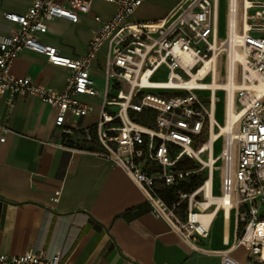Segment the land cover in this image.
<instances>
[{"label": "built area", "instance_id": "obj_1", "mask_svg": "<svg viewBox=\"0 0 264 264\" xmlns=\"http://www.w3.org/2000/svg\"><path fill=\"white\" fill-rule=\"evenodd\" d=\"M95 1L32 0L27 13L6 14L12 26L0 40V95H8L10 103L20 95L39 98L57 111L60 127L69 117L72 125L62 133L70 142L62 148L121 169L141 189L150 214L164 221L194 252L220 256L221 264H240L232 251L245 247L249 253L245 264H264V0H227L228 16L239 19L234 29L245 62L235 98L234 135L226 136L219 159L222 211L228 210L237 225V236L226 251L204 250L200 245L208 240L212 227L203 226L199 219V199L203 194L204 202L207 181L192 193L171 200L164 197L167 188L190 176L183 165L200 161L208 142L205 137L217 127L212 123V100L205 105L202 92L179 89L176 83L191 79L215 54L222 0H181L166 18L148 23L129 22L147 0H103L115 4L117 12L107 22L95 17L100 26L83 58L65 57L39 41V35L47 33L46 22L62 19L78 24ZM104 47L97 79L93 65ZM26 50L69 71L63 92L12 75L13 63ZM96 109L97 119L91 125H76ZM0 264L72 263L60 252L50 259L29 252L0 254Z\"/></svg>", "mask_w": 264, "mask_h": 264}, {"label": "crops", "instance_id": "obj_2", "mask_svg": "<svg viewBox=\"0 0 264 264\" xmlns=\"http://www.w3.org/2000/svg\"><path fill=\"white\" fill-rule=\"evenodd\" d=\"M154 1L147 0L129 22L163 20L181 0L163 2L157 9ZM31 3L0 0V40L12 26L5 15L25 14ZM116 12L115 4L96 0L78 24L46 22L47 33L39 35V41L65 57L83 58L100 26L95 17L107 22ZM101 51L93 65L97 79ZM11 70L13 76L55 92H63L69 78V71L28 50ZM10 101L8 95H0V139H5L0 142V254L32 252L50 259L60 252L72 264H221L220 256L194 252L164 221L155 219L141 189L121 169L93 155L63 149L68 139L62 132L72 125L69 117L60 127L57 111L39 98L20 95ZM97 113L96 109L76 125H91ZM217 219L208 240L200 242L204 250L226 251L237 236L233 216L228 237L222 219ZM232 256L245 264L248 249H236Z\"/></svg>", "mask_w": 264, "mask_h": 264}, {"label": "bare ground", "instance_id": "obj_3", "mask_svg": "<svg viewBox=\"0 0 264 264\" xmlns=\"http://www.w3.org/2000/svg\"><path fill=\"white\" fill-rule=\"evenodd\" d=\"M238 17L228 16L227 23V39L224 42L219 43V19H217V34L215 39L214 50L215 54L198 69L197 72L191 74V79L183 80L181 83H176V87L179 89L189 90V91H200V92H210L212 100V123L217 124V129L219 132L212 130L209 141L206 143L203 149L204 155L209 156V167L210 178L203 189L204 191V202L201 203L199 214L200 222L203 226L207 227L213 225L216 218H221L223 222V228L225 236H229V229L232 225V216L228 210L222 211L223 202L220 197L216 194L214 185V169H215V157L214 149L215 143L224 135L232 134L234 135L235 123L237 121V116L234 113L235 108V98L236 92L240 89V84L238 82V67L243 65L245 62L244 51L240 48L239 40L240 35L235 31L236 24L238 23ZM247 27V25H245ZM227 45V48L222 50L223 47ZM220 46V48H219ZM227 54L229 58L228 65V76L225 82L219 81V55L217 51ZM243 51V53L241 52ZM209 78V81H208ZM218 92L227 93L226 98V114L224 123L221 124L217 118L216 111V96ZM216 129V128H215ZM200 161H202L200 157ZM221 213V215H220Z\"/></svg>", "mask_w": 264, "mask_h": 264}, {"label": "rangeland", "instance_id": "obj_4", "mask_svg": "<svg viewBox=\"0 0 264 264\" xmlns=\"http://www.w3.org/2000/svg\"><path fill=\"white\" fill-rule=\"evenodd\" d=\"M169 0H155L152 3V7L154 9L161 8L163 6V2H168ZM227 0H222L220 4V16H219V43L224 42L227 39V23H228V12H227ZM227 45L222 48V50L226 49ZM243 53V51H241ZM106 54V47H104L101 51V60L105 58ZM244 54V53H243ZM228 65H229V58L227 54L221 53L219 55V81L225 82L227 80V72H228ZM241 73V65L238 67V79L239 74ZM161 78H165V76H162ZM209 81V78H208ZM226 98L227 93L225 92H218L216 96V111H217V118L221 124L224 123L225 120V114H226ZM211 99V93L210 92H202L200 93V100L203 101L205 105L210 104ZM96 102V101H95ZM214 131H218L217 127L214 129ZM226 135L222 136L216 143H215V149H214V157H215V169H214V185L216 194L220 196V186H221V162H220V156L223 149L224 141H225ZM210 135H207V140L209 141ZM202 161L199 160H190L187 163L183 165L182 170L189 172L190 176L187 178L186 182H184L185 185L181 186L178 190L174 191L172 194L165 193L164 197L171 200V197L176 198L181 193H190V190L188 188L189 182L196 178L197 180L202 181V184L200 187L210 178L209 173V167H207V164L209 163V156L206 154L203 157H201ZM203 194L200 195V202H203ZM171 202V201H170ZM187 207L186 204H184L183 209ZM221 215V213H220ZM217 221H221V218H218Z\"/></svg>", "mask_w": 264, "mask_h": 264}, {"label": "trees", "instance_id": "obj_5", "mask_svg": "<svg viewBox=\"0 0 264 264\" xmlns=\"http://www.w3.org/2000/svg\"><path fill=\"white\" fill-rule=\"evenodd\" d=\"M205 141H207V137H205ZM69 142H70V141H67V144H69ZM71 142H72V144H74L73 142H75V141H72V140H71ZM70 144H71V143H70ZM186 180H187V179H186ZM186 180H185V181H182V182H181L178 186H176V187L169 188V189L167 188L165 191H166L167 193L172 194L174 191L178 190L181 186L185 185L184 182H186ZM201 184H202V181L197 180L196 178H193V179L189 182V185H188V188H189V190H190V193L196 191V190L200 187Z\"/></svg>", "mask_w": 264, "mask_h": 264}]
</instances>
